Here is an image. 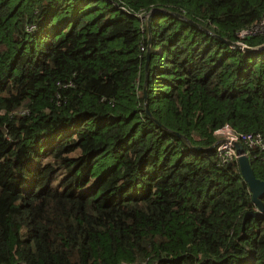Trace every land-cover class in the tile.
I'll use <instances>...</instances> for the list:
<instances>
[{
  "label": "trees",
  "instance_id": "1",
  "mask_svg": "<svg viewBox=\"0 0 264 264\" xmlns=\"http://www.w3.org/2000/svg\"><path fill=\"white\" fill-rule=\"evenodd\" d=\"M261 23L264 0H0V264H264L214 133L260 135L264 180V48L228 44Z\"/></svg>",
  "mask_w": 264,
  "mask_h": 264
},
{
  "label": "water",
  "instance_id": "2",
  "mask_svg": "<svg viewBox=\"0 0 264 264\" xmlns=\"http://www.w3.org/2000/svg\"><path fill=\"white\" fill-rule=\"evenodd\" d=\"M156 11H160V10L158 9V10L150 11L147 15V20H149L152 14ZM174 15L178 16V14H174ZM189 22L193 23L192 21H189ZM228 44H231L234 47H237L246 52H257L264 48V45L258 46V47H244V46L242 47L238 43L231 42V41H228ZM147 113H149L148 110H147ZM234 147L238 155L237 164H238L241 177L243 181L246 183L248 191L251 193V202L254 205V208L246 211L243 215V221H242V224H243L242 232H243L244 224L250 217L260 218L263 216L264 205H263L262 199L264 198V180L258 179L255 176L254 171L250 164L249 156L246 153L243 144L241 142H234Z\"/></svg>",
  "mask_w": 264,
  "mask_h": 264
},
{
  "label": "built area",
  "instance_id": "3",
  "mask_svg": "<svg viewBox=\"0 0 264 264\" xmlns=\"http://www.w3.org/2000/svg\"><path fill=\"white\" fill-rule=\"evenodd\" d=\"M261 26L264 27V23H261ZM245 33L244 31L241 35ZM214 133L217 138L216 153L223 164L237 163L238 155L234 147V142H241L247 154V149L263 147V141L260 135L238 133L229 125L218 128Z\"/></svg>",
  "mask_w": 264,
  "mask_h": 264
},
{
  "label": "clouds",
  "instance_id": "4",
  "mask_svg": "<svg viewBox=\"0 0 264 264\" xmlns=\"http://www.w3.org/2000/svg\"><path fill=\"white\" fill-rule=\"evenodd\" d=\"M217 144V143H216Z\"/></svg>",
  "mask_w": 264,
  "mask_h": 264
}]
</instances>
